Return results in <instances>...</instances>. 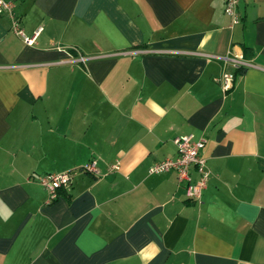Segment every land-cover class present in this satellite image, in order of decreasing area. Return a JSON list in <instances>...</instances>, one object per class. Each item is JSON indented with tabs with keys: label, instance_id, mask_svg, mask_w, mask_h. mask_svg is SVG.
Returning a JSON list of instances; mask_svg holds the SVG:
<instances>
[{
	"label": "crops",
	"instance_id": "obj_1",
	"mask_svg": "<svg viewBox=\"0 0 264 264\" xmlns=\"http://www.w3.org/2000/svg\"><path fill=\"white\" fill-rule=\"evenodd\" d=\"M13 1L35 36L0 13V264H264V0L236 23L224 0ZM180 134L204 138L199 200L149 172Z\"/></svg>",
	"mask_w": 264,
	"mask_h": 264
},
{
	"label": "built area",
	"instance_id": "obj_2",
	"mask_svg": "<svg viewBox=\"0 0 264 264\" xmlns=\"http://www.w3.org/2000/svg\"><path fill=\"white\" fill-rule=\"evenodd\" d=\"M237 3L238 0H224L223 11L231 17L233 23L239 21ZM0 13H5L9 16L11 20V29L14 33L21 36L28 44L33 42L35 35H27L18 23L14 13L13 0H0ZM222 58L224 59V63L231 64L233 69L245 67L250 64V62L243 59L241 56L237 57L227 54ZM233 78V70L225 68L222 71L219 80L223 90L230 88ZM172 141L176 146V156L165 157L161 160L153 162L149 166V172L157 173L171 169L175 170L178 181L184 182L185 194L187 198L191 200H199L209 176V169L206 165L205 159L199 155V150L204 144V138H195L192 134H180L174 136ZM191 164L195 166L198 174L195 180H191L188 173V169ZM113 166L117 167L116 165ZM81 169L95 173V160H89L81 167ZM74 172L75 170L45 172L38 176V182L46 190V202H51L57 198L58 190L69 183Z\"/></svg>",
	"mask_w": 264,
	"mask_h": 264
}]
</instances>
